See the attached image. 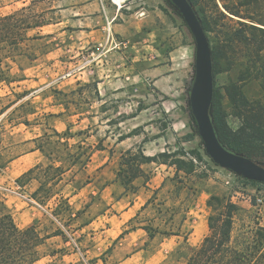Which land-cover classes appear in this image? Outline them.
I'll list each match as a JSON object with an SVG mask.
<instances>
[{"label": "rangeland", "instance_id": "374dc122", "mask_svg": "<svg viewBox=\"0 0 264 264\" xmlns=\"http://www.w3.org/2000/svg\"><path fill=\"white\" fill-rule=\"evenodd\" d=\"M74 1L76 0L33 1L31 13L46 23L43 27L28 32L29 35L36 33L43 35L27 42L26 49L34 53L36 58L31 60L26 56H18L15 62H9L10 75L15 78V82L9 87L5 84L0 85V111L11 103L10 107L0 115V164L32 147L33 144H25L26 138L46 134L49 140L44 137L43 140H38V143L44 145L46 152L51 151L52 157L58 158L63 165L71 168L62 176L58 184L53 185L55 194L43 205L52 211L56 209V215L54 220L45 217L38 224V229L45 235L57 233L58 237L46 240L40 246V258L34 264H100L94 259H86L88 256L86 248L91 242L97 244L101 240H92L87 233L78 231L79 224L103 214L104 217H100L102 222L94 224V228L96 226L95 229L99 230L111 223L113 233L114 231H116L115 234L118 233L119 229L115 228L116 224L111 219L115 218L116 211L139 194V191L141 193L140 197H137L138 203L147 199L152 194L151 191L155 190V193L148 200L147 207L140 212L135 221L130 223V226H146L152 229V232L147 231L149 235H152L151 238L155 239L149 242L150 249L159 245L165 237L170 239L169 246H174L167 252L165 251L167 247L161 250L155 264H186L192 250L200 244L208 232L207 217L212 213V209L206 201L212 195L238 207L234 215L232 231L234 236L246 229L264 228V183H251L243 176L217 165L204 153L203 141L198 134L189 103L190 88L195 76V41L178 9L170 0H164V11L171 25V31H174L172 41L184 45L183 51L176 52V57H185L188 60L184 68L179 67V70H183L179 76L183 81L175 86L179 92H173L177 104L169 101V96L159 92L153 83L152 76L143 75L140 80L136 77L135 68L124 69L126 63L124 66L122 64L117 66L124 62L120 56L110 58L114 66L107 70L112 82L110 89L124 85L129 90L126 93L103 95L100 100L97 91L94 90L96 82L89 71L92 67L91 61L95 63L97 61L95 54L99 45L97 42L82 44L89 30L97 28L93 8L74 10L82 16L89 17L85 20L87 26H84V31H74L73 27H66L65 22L61 23L62 18L66 20L72 17L74 12L71 9L61 12L60 7L71 5ZM77 1L85 3L88 0ZM199 4L204 12L194 8L198 17L206 18L213 27L212 31L206 32L212 46L216 35H220L219 29H225L227 23L235 25L234 21L222 18L220 11L226 12L224 8L226 5L237 7V0H199ZM22 6H24L23 0H0V16L9 14ZM216 23L219 24L217 28ZM94 50L95 54H93ZM228 57L222 61V71L214 77V86L223 94L222 101L228 124L236 129L240 121L233 114L224 86L237 80L242 68L238 66V63L243 58L240 57L235 64L234 58H230L229 55ZM105 62V59L98 61L99 65L96 68L99 72H95L94 75L106 74L102 66L106 64ZM169 63L171 64V60ZM19 67L26 75L22 80H17L22 75ZM141 84H143L142 89ZM68 85L74 88L70 92H63L62 89ZM136 85L137 91H131ZM169 91H172V88ZM243 92L249 100H257L264 105V93L259 81H247L243 84ZM139 105L142 107L141 110H137ZM62 106H65L70 114L84 112L92 118L80 116L82 119L76 122L79 119L77 116L70 117L69 123L72 125L70 131H75L74 135H70V132L63 129L65 119L62 121L49 116L61 111ZM131 114H134L135 118L130 117ZM24 121H27V124H24ZM53 125L61 129L60 133L67 135L58 137L52 130ZM136 127H141L143 130V132L139 130L142 134L140 141L145 136L150 141H154L155 138L158 139L157 144L159 143L163 150L173 152L178 149L180 153L198 151L201 159H196L193 154L183 156L187 163L184 169L190 171L188 173L176 170L174 165L166 168L156 163L144 165V174L134 179L122 193L115 195L113 192L114 196L111 197L109 191L102 190L114 181L121 184V181L115 178V174L119 168L120 156L124 151L118 150L111 155L109 166L106 168L102 166L103 170L99 171L91 170L93 174L98 171L99 184L95 188V194L89 192L92 186H88L85 194L78 196L80 188L90 181L87 177L91 174L84 171V167L81 166L87 158L89 160L92 153V146L87 144L92 143L97 148L98 142L102 145V141L105 140L106 144L114 145L120 134L127 133ZM88 136L90 137L87 138ZM155 143L148 144L146 154L150 155L154 151L152 149H155ZM140 144L144 149L143 143L139 142L131 148ZM67 152L80 158L74 160L71 157L70 159L67 157ZM176 157L182 156L179 154ZM72 160L75 161L74 164ZM254 160L264 166V143L261 144L258 156ZM34 177H38V174L31 175L27 182L18 186L9 176H0V200L9 199V210L13 215L15 214L14 220L19 227L28 223L29 215L22 214L25 208L24 200L13 191L21 192L29 198L38 186V181ZM111 177L112 180H110ZM146 188L151 191H147ZM61 189H64V194H60ZM63 195H66L68 204L60 200L61 196L64 197ZM121 196L124 198L117 205L118 208L108 209L111 203ZM87 205L91 206L84 208ZM4 211L7 210L0 207V212ZM169 232L173 234H168ZM176 234L180 236H174ZM65 239L69 241L66 245Z\"/></svg>", "mask_w": 264, "mask_h": 264}, {"label": "trees", "instance_id": "16d2710c", "mask_svg": "<svg viewBox=\"0 0 264 264\" xmlns=\"http://www.w3.org/2000/svg\"><path fill=\"white\" fill-rule=\"evenodd\" d=\"M33 1L23 0L24 6L0 16V85L5 84L9 87L11 83L15 82V78L10 75L9 62H15L18 56H26L31 60L36 58L34 53L26 49L28 48L27 42L36 40L43 35L37 33L29 35L28 32L39 29L46 23L31 13ZM189 1L194 8L204 12L199 0ZM237 5V7L226 5L224 7L226 12L220 11L222 18L234 21L235 25L229 23H227V27L222 25L225 29L218 30L220 35H216L214 44L211 46L213 71L211 115L216 134L223 145L232 151L256 159L258 150L264 143V105L260 101L249 100L243 92V84L250 80L259 81L260 88L264 93V0H237ZM200 21L205 32L212 31L213 27L210 26L206 18H201ZM218 25L216 23L215 27L217 28ZM228 55L230 58H234L235 64L240 57L243 58L238 63V66L242 68L237 80L224 86L227 99L233 108V114L240 121V125L236 129L231 128L228 124L227 113L222 101L223 94L214 86V77L222 71V61L228 59ZM19 69L22 70L21 67ZM22 79H24L23 75L17 80ZM10 105L11 103L5 109ZM141 109L142 107L139 105L137 110ZM4 110L0 111V115ZM134 116V114L130 115V117ZM26 122L24 121V124H27ZM52 130L58 137L67 135L54 128ZM139 130L142 128L136 127L126 134H121L118 140L132 134H139L141 133ZM44 137L49 140L46 134L42 135L40 139L43 140ZM33 141L35 143L33 149L37 148L44 152L48 162L33 166L16 177L14 182L16 185L22 186L30 179L31 175L38 174V177H34L38 181V186L30 194V197L44 205L46 200L55 194L53 185L62 180V176L70 167L63 165L58 158L53 161L51 159L52 152H46L44 145L38 143L37 139H33ZM146 141L148 139L145 136L142 143ZM141 145L127 149L120 156L116 177L125 189L134 179L145 173L144 165L151 163L174 165L176 170L188 173L190 171L184 169L187 163L183 156L193 154L196 159H201V154L198 151H182L180 153L178 149L173 152L163 150L149 155L144 152ZM101 146L98 144L97 148H101ZM179 154L182 157H176ZM67 157L70 159L73 157L74 160L80 158L74 157V154L70 152H67ZM6 162L0 164V169L5 166ZM86 162L81 166L84 167ZM74 163L75 161L72 160V164ZM41 173L42 175H39ZM249 181L254 184L258 183L253 180ZM60 200L66 201V198L61 196ZM206 204L212 209V213L207 217L208 232L200 244L192 250L186 264H264V228L246 229L234 236L232 233L234 215L238 207L229 201L223 202L214 195L207 199ZM0 207L5 209L4 200H0ZM55 210L52 211L54 215H56ZM142 228L148 233L152 232L149 227L143 226ZM168 234H173V232ZM49 236H51L50 233L42 234L36 226L21 228L16 224L10 212H0V264H34L40 258V246Z\"/></svg>", "mask_w": 264, "mask_h": 264}, {"label": "crops", "instance_id": "0c3cea01", "mask_svg": "<svg viewBox=\"0 0 264 264\" xmlns=\"http://www.w3.org/2000/svg\"><path fill=\"white\" fill-rule=\"evenodd\" d=\"M86 2L81 3V1L76 0L71 5H63L59 10L64 12L65 10L71 9L74 12V10L79 11L81 8H93L97 28L89 30V34L84 36L82 44L88 45L91 42H97L99 45V48L96 49L97 53L95 54V50L93 51V54L96 55L95 59H97V61L96 63L95 61H91L92 67L89 70L96 82L94 90L97 91L98 98L101 100L103 95L128 92L129 89L124 87V85H121L122 87L110 89L112 82L109 78V71L107 70L114 67L110 58L120 56L124 62H121L117 66H121V64L124 66V63H126L124 69L135 68L136 77L140 78V80H142L143 75L152 76V79L154 80L153 83L158 88L159 92L169 96L168 100L177 104L173 92H179L175 86H178V84L183 81V79H180L179 77L183 70H179V67H183L185 64H188V60L185 57H176V52L183 51L184 45L177 44L175 41H172L174 38V31H171V25L164 11V0H88ZM88 18L89 17L87 16L80 15L78 12H74L72 17L67 18L66 20L62 18L61 23L65 22V26L69 28L73 27L74 31H84V26H87L85 20ZM174 57L175 61H173ZM103 59L106 61V64H102L104 69L103 71L106 74H101V76L99 74V76H96L94 73L99 72V69L96 68V66L99 65L98 61ZM170 60L171 64L169 63ZM23 71V69L20 70L21 74L26 76ZM83 73H85V71H83ZM165 83H167V85ZM142 87L143 84L140 85L141 89ZM73 88V86L71 87V85H68V87L63 88L62 90L63 92H70ZM133 88L134 89H131V91H137L138 86L136 85ZM171 88L172 91H169ZM49 116L58 118L62 121L65 119L63 129L64 131L70 132V135L75 134V131H70L72 129V125L69 123V120H71L69 119L70 117L77 116L79 119L76 120V122L82 119L80 116H86L88 119L92 118L85 115L84 112L75 115L70 114L65 106H62L61 111L49 114ZM72 122H74V120ZM53 128H56L55 130L61 132V129H59L56 125H53ZM78 132L79 131H77V133ZM141 135V133L132 134L122 140H118L114 145H108L104 140L102 141L101 148H95L94 144L88 143L87 146H92V153L84 166V171L91 174L90 177H87L90 181L80 188L78 196H80V194L84 195L88 186H92L89 192L91 194H95V188L98 187L99 184L97 172L99 170H103L102 166L106 168L111 164L110 157H112L111 155H113L116 151H126L131 148L132 145L135 146L138 142L142 143L141 141L143 139L140 141ZM41 136L42 134H38L26 138L24 140L25 144H33V146L26 152L20 153L8 160L5 166L0 169V176H9L11 179H15L33 166L39 163H45L48 160L46 154L37 148L33 149L35 146L33 139L39 140ZM89 137L90 136L87 138ZM129 141L131 142L129 143ZM157 141L158 139L154 138V141L148 140L144 142V152L148 150V144L151 142H156V146L155 149H152L154 151L150 153V155L163 151L162 146L159 143L157 144ZM52 158L53 161L56 160V158ZM159 166H164L165 168L171 167L167 164H159ZM70 170L71 168L65 173ZM91 170H98L94 173H97L95 177ZM112 179L113 178L111 177L110 180ZM146 189L147 191H151L149 188ZM124 190L125 188L122 183L120 184L114 181L111 182V184L106 185L102 191H109V194L112 197L114 196L112 195L113 192H115L114 194L116 195L120 194V192L122 193ZM13 192L24 200L25 208L22 214L26 215V213H28L29 215L28 223L22 225L21 228L28 226H36L38 228V224L45 217H50L54 220L55 215L52 210L37 203L31 197L28 198L27 195L21 192ZM63 192L64 189H61L60 194H64ZM151 192L152 194L141 203L137 202V197H140L141 191H139V194L137 195L133 194L136 196L132 197L131 200L124 205V207L116 211L117 213H115V218L111 219L116 224L115 228L119 229V232L116 234V231H114V233L112 231L113 227L111 223L109 226L104 225V227H101L99 230L95 229L96 226L94 228V224L102 222L100 217H104L103 214H100V216L94 217L87 222L79 224L80 228L78 231L83 234L87 233L92 240H101V242L97 244H94L93 242L89 244V247L86 248V253H88L86 259H94L96 262L99 261L100 264H155L157 262L156 258L161 250H164V248L167 247V250H165L167 252L169 248L174 247L169 246L170 243L168 242L170 239L165 237L164 240L160 241L159 245L150 249L151 247L149 242H153L155 239L151 238L147 231L142 227L130 226V223L135 221L140 212L147 207V204H149L148 200L155 193V190ZM64 198H66V195ZM123 198V196L116 198L108 209H117V205L122 202ZM8 201L9 199L4 200L5 209L7 212L12 214L13 218H15V214L13 215L11 210H9ZM90 206L91 205H87L84 208H89ZM174 236L179 237L180 235L176 234ZM54 237H58V234H53L46 240H52ZM64 241L65 245L69 243L66 239Z\"/></svg>", "mask_w": 264, "mask_h": 264}, {"label": "water", "instance_id": "95a60500", "mask_svg": "<svg viewBox=\"0 0 264 264\" xmlns=\"http://www.w3.org/2000/svg\"><path fill=\"white\" fill-rule=\"evenodd\" d=\"M170 1L182 15L195 41V76L190 88L189 103L205 153L217 165L248 180L264 183V166L248 156L232 151L218 139L211 115L213 71L209 39L189 0Z\"/></svg>", "mask_w": 264, "mask_h": 264}, {"label": "built area", "instance_id": "2783aa9c", "mask_svg": "<svg viewBox=\"0 0 264 264\" xmlns=\"http://www.w3.org/2000/svg\"><path fill=\"white\" fill-rule=\"evenodd\" d=\"M263 226H264V221H263Z\"/></svg>", "mask_w": 264, "mask_h": 264}]
</instances>
